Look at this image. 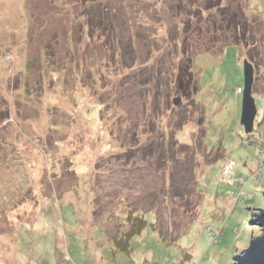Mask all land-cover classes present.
<instances>
[{
	"label": "rangeland",
	"instance_id": "obj_1",
	"mask_svg": "<svg viewBox=\"0 0 264 264\" xmlns=\"http://www.w3.org/2000/svg\"><path fill=\"white\" fill-rule=\"evenodd\" d=\"M182 1L0 0V264H181L186 251L184 264H227L261 233L249 221L264 209V66L254 67L248 135V50H212L220 34L198 21L197 1ZM245 12L264 39V21L254 19L264 20V0H249ZM189 52L196 108L169 87ZM175 141L196 151L193 162L155 153ZM183 170L189 188L190 177L198 181L192 198L169 189ZM148 192L160 196L165 230L175 217L197 219L169 245L149 212L130 253L113 254L101 223L114 197ZM189 202L200 206L184 214Z\"/></svg>",
	"mask_w": 264,
	"mask_h": 264
},
{
	"label": "trees",
	"instance_id": "obj_2",
	"mask_svg": "<svg viewBox=\"0 0 264 264\" xmlns=\"http://www.w3.org/2000/svg\"><path fill=\"white\" fill-rule=\"evenodd\" d=\"M179 1L183 2L182 0ZM195 1L198 2L195 5L197 11H199L197 17H199L200 20L198 21L201 22L202 18L204 17L206 21L205 23H207L209 27H213L214 33L220 34V36L218 37L219 39L217 38V43L219 45H217V48L212 50L216 52H222L226 46L236 45L241 47L243 52H247L248 50L247 59L254 65V67L256 66L260 68L264 66V39L259 38L257 33L253 32L257 29V22H255V24L250 28V26H248V23L246 22L247 19H244V17L247 16L245 8L249 0H206V2H203V0H190V3L193 7ZM204 10H206L207 12L205 16ZM254 19L259 22L264 21L257 13L254 16ZM190 24L191 23L187 21L186 25L189 26ZM222 34H224V36H222ZM186 38H188V35H185L183 38V46L181 50L182 53H187V49L190 47V43L188 42L186 44L185 42ZM174 42H177V40ZM193 53L189 52L185 59L180 60L181 62L179 63V65H173L174 67L172 73L174 76L173 80L169 83V87L172 88L174 86L176 100L181 101V99L186 98L187 102L189 100L192 101L194 107L196 108V106H199L196 102V95L199 91V85L197 78L193 72V63L195 58V56H192ZM191 112L192 111H190L189 114H191ZM186 117L187 120L181 123L180 126H183L187 121H189V115ZM248 135L246 138H244L243 141H245V143L250 141L252 144L257 146L258 143L255 142L254 138L252 140ZM161 145L162 146H158V148L155 150V153H157L159 157H163L165 155V162L178 160L181 162L183 161V159H187L188 163L190 164L195 160L194 158L196 156V151L194 150L191 152L190 148H188V146L184 144L182 145L177 141H175V143L173 142L172 144L169 142V148L167 149V151H165L166 145L164 144V142ZM145 149L146 148L143 147V150ZM168 151H170L171 157L169 159H166ZM193 170V165H191V171H189L190 175H194ZM182 174L183 176H181ZM184 176L185 170H183L180 175L177 172L173 174L174 180L171 181L172 184L170 185L169 189L175 192L176 197L182 196L185 198H192V189L198 187V181H195V178L193 176V178L190 177L193 181H189L191 185V188H189L188 180H186ZM180 181H182L183 183L180 184ZM180 185H182V188H180ZM182 189L185 193H180ZM148 193L149 194L147 195L142 194L136 196L134 199L128 201L120 195L114 197L118 199L117 206L114 208V210L111 211V213H109L106 222L101 223V228L103 229L104 235L107 237L106 240L112 243L113 254L121 252L130 253L131 240L135 236L140 235L147 227L148 221L146 219V214L149 212H153V214L155 215V220L151 223L152 229L160 234L165 244L169 245L176 244L180 240V238L186 235L189 232L192 223L197 219L198 213L194 216L195 220L193 221L192 218L189 219V222H186V220H184V218H182L181 216L177 218L175 217L172 222L173 229L165 230V220H163V214L161 212L162 210L158 206H154V201L159 200L160 196L156 192ZM149 196L150 200L148 201ZM182 197H180V202H182ZM143 199L146 200L145 203H150V205H144ZM190 203L191 202L188 203L189 207ZM199 204L200 202H194L190 208L188 206L185 207L183 213L187 214L190 209L192 211L193 207L196 206L197 208H199ZM191 258L192 256L189 252H184L182 263L184 264L185 262H189L188 260H191Z\"/></svg>",
	"mask_w": 264,
	"mask_h": 264
},
{
	"label": "water",
	"instance_id": "obj_3",
	"mask_svg": "<svg viewBox=\"0 0 264 264\" xmlns=\"http://www.w3.org/2000/svg\"><path fill=\"white\" fill-rule=\"evenodd\" d=\"M254 83V65L244 59V89L241 124L246 133H251L254 129V121L257 115L255 98L252 95V86ZM252 224L260 226L261 233L253 236L247 248L234 256L233 261H227V264H264V209L255 208Z\"/></svg>",
	"mask_w": 264,
	"mask_h": 264
}]
</instances>
